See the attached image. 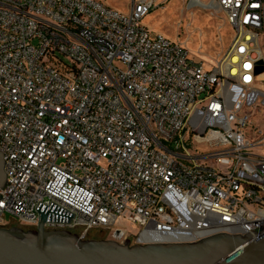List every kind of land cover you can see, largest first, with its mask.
Segmentation results:
<instances>
[{"label": "built area", "instance_id": "obj_1", "mask_svg": "<svg viewBox=\"0 0 264 264\" xmlns=\"http://www.w3.org/2000/svg\"><path fill=\"white\" fill-rule=\"evenodd\" d=\"M232 30L209 65L143 23L160 4L0 0V226L46 221L86 239L119 220L136 243L264 233V0H185Z\"/></svg>", "mask_w": 264, "mask_h": 264}, {"label": "water", "instance_id": "obj_2", "mask_svg": "<svg viewBox=\"0 0 264 264\" xmlns=\"http://www.w3.org/2000/svg\"><path fill=\"white\" fill-rule=\"evenodd\" d=\"M263 65L259 59L258 76ZM4 154L0 151V190L7 182ZM36 208V228L0 226V264H264V233L256 238L250 232L218 233L191 242L83 239L68 229L45 227L46 221L69 223L75 213L54 201H40Z\"/></svg>", "mask_w": 264, "mask_h": 264}, {"label": "rangeland", "instance_id": "obj_3", "mask_svg": "<svg viewBox=\"0 0 264 264\" xmlns=\"http://www.w3.org/2000/svg\"><path fill=\"white\" fill-rule=\"evenodd\" d=\"M159 6L147 15L143 23L156 33H163L172 39L186 45L190 52L203 59L209 65H215L222 61L232 44V30L226 22L224 14L218 10H206L200 7H188L185 0H157ZM107 3L123 12H128L132 0H107ZM264 54V37L260 39ZM193 50V51H192ZM259 84L264 88V65L263 73L258 77ZM253 121L264 126V115H256ZM7 227L19 225L14 219L6 216ZM23 227V226H22ZM28 228V227H24ZM119 230L123 234H119ZM138 229L123 220L111 228L94 229L88 238L117 239L121 242L130 238L136 243Z\"/></svg>", "mask_w": 264, "mask_h": 264}, {"label": "bare ground", "instance_id": "obj_4", "mask_svg": "<svg viewBox=\"0 0 264 264\" xmlns=\"http://www.w3.org/2000/svg\"><path fill=\"white\" fill-rule=\"evenodd\" d=\"M186 46V45H185ZM187 47V46H186ZM193 51V50H192ZM123 234L122 232L120 233V235Z\"/></svg>", "mask_w": 264, "mask_h": 264}]
</instances>
